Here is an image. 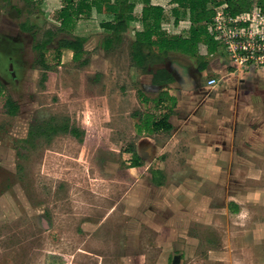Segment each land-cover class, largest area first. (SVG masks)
Segmentation results:
<instances>
[{"label": "rangeland", "instance_id": "obj_1", "mask_svg": "<svg viewBox=\"0 0 264 264\" xmlns=\"http://www.w3.org/2000/svg\"><path fill=\"white\" fill-rule=\"evenodd\" d=\"M32 12L23 0H0V58L13 60V76L0 67V264H264V145H250L253 154L239 148L232 159L206 129H214L219 107H234L233 96L220 95L245 78V68L207 69L200 96L168 87L177 99L173 131L138 132L145 112L155 111L138 96L156 98L161 88L131 64V36L106 49L103 19L79 24L73 35L86 37L88 65L66 50L57 59L55 41L43 79L33 46L56 16ZM26 20L34 33L21 28ZM168 61L191 75L197 69L182 56ZM212 77L215 87L206 84ZM258 79L249 86L264 90ZM7 98L18 104L16 116L5 113ZM66 121L82 140L60 132L26 142L32 128ZM154 170L164 175L162 186L152 183Z\"/></svg>", "mask_w": 264, "mask_h": 264}, {"label": "trees", "instance_id": "obj_2", "mask_svg": "<svg viewBox=\"0 0 264 264\" xmlns=\"http://www.w3.org/2000/svg\"><path fill=\"white\" fill-rule=\"evenodd\" d=\"M11 2V0H4ZM62 8L57 12L54 21L53 29H48L42 40L33 46V51L37 54L38 68H41L45 74L49 71L46 55L49 46L53 42H57V46L53 47L55 57L61 58L62 51L72 52V60L80 66L88 65V60L83 58L85 54L86 37L75 36L73 32L76 29L77 22L83 18H89L92 9L97 13L106 12L112 15L110 22L100 24V27L108 34L104 43L106 49H111L116 38L129 34L130 23L135 20L133 11L135 8L134 2L131 0H60ZM180 8L189 11L191 28L187 37L170 36L162 29L163 10L160 7H154L149 4L144 5L140 16V21L143 24V31L135 32L133 38L129 42V58L131 64L140 69L144 74L152 75V83L154 85L166 88L172 82L168 72L163 68H158L164 64L165 60L170 56L180 54L185 58L195 60L199 64V71L206 70L208 66V56L217 51L218 44L211 37L208 26L213 22L215 16V8L222 4L227 5V12L231 16H236L244 12L255 13L257 9L264 12V0H172ZM23 6L29 15H32V9L40 7V2L36 0H23ZM12 9H16L18 14L22 11L15 5H11ZM26 32H33L34 25L29 26V21L26 20L21 25ZM34 33V32H33ZM60 36V38H59ZM57 38V39H56ZM200 45L207 46V56L200 57L198 49ZM0 67L6 71L9 66L5 59L0 58ZM10 62V61H9ZM7 64V67H6ZM10 64H13L11 62ZM8 73V72H7ZM42 79V81H43ZM0 94L1 88H0ZM140 102L146 106L153 103L155 111H146L141 122L137 125L138 132H147L150 134L169 133L173 126L169 122L170 116L174 113L176 99L170 96L166 91L160 93L157 99L151 100L143 94L139 96ZM167 103L166 107L163 105ZM5 113L9 116H16L19 111L18 104L11 98H7L4 104ZM164 106V107H163ZM162 111L160 118H157L156 111ZM42 129V130H40ZM40 130V131H38ZM67 132L68 134L81 138L82 133H79L75 128L71 127L68 121L63 125L47 124L44 127L36 126L28 133V142L33 139L35 134L45 136L50 139L52 136ZM26 140V139H25ZM32 145V142L29 143ZM132 154L131 166L139 168L142 166L141 157L131 148L128 150ZM164 175L158 170L151 171V181L156 186L164 184ZM234 211H237L235 208Z\"/></svg>", "mask_w": 264, "mask_h": 264}, {"label": "crops", "instance_id": "obj_3", "mask_svg": "<svg viewBox=\"0 0 264 264\" xmlns=\"http://www.w3.org/2000/svg\"><path fill=\"white\" fill-rule=\"evenodd\" d=\"M40 2V7L43 10V13L47 17H52L53 15L56 16L57 12L62 8V3L60 0H36ZM114 2V0H111ZM135 4V8L133 11V16L135 20L130 23L129 34L133 38L135 32L143 31V24L140 21V16L142 13V9L144 5L149 4L154 7H160L163 10V21H162V29L170 36H174L173 33L178 35L175 36H184L190 33L191 22H190V14L188 10L180 8L177 4L173 3L172 0H131ZM112 15L101 12L97 13L95 9L91 10L90 17L81 18L77 22V26L79 24H84L92 20L93 18H101L104 22H110L112 19L109 18ZM109 18V19H108ZM100 23V24H101ZM208 30L209 26L207 27ZM102 29V28H101ZM103 30V29H102ZM104 31V30H103ZM210 33V32H209ZM211 35V34H210ZM85 37L84 35H78ZM212 37V36H211ZM215 42V41H214ZM201 46V45H200ZM199 46L198 54L200 57H206V55H201V47ZM200 50V52H199ZM176 54L172 55L175 56ZM170 56V57H172ZM176 56H182L180 54ZM169 57V58H170ZM184 57V56H182ZM216 57L215 63H211V58ZM169 58H167L162 66L168 74L170 75L172 82L167 85L166 88L162 86L154 85L152 83V75H151V84L153 86L159 87L160 92L156 98H150L151 100L157 99L161 92L166 91L170 96L174 97L172 93L168 90V87H174V85H179L180 89H182V93H187L190 96H200L201 94V79L204 76V73L207 69L212 71H216L220 73L222 70L229 69L230 71L237 72L236 68L231 63L228 56L224 53L222 48L218 46L217 51L209 55L208 59V66L206 70L199 71L197 62V69L194 74H190L192 72V68L182 65L172 66L171 69L168 66ZM195 61V60H194ZM253 69V68H252ZM255 69V68H254ZM259 70V69H256ZM243 71L248 72L245 75L244 79H239L238 83L235 84L231 89L224 92L222 95H231L233 96V100L235 102L234 107H219L216 111V116L219 115V120L214 124V129L212 130L211 127H206L211 130V135L208 136L214 143L225 144L226 150L234 153L232 155V159H238L239 148L244 150V152L251 154L255 153V147L249 148L250 145L261 146L264 145V107H257L260 104H264V90L259 87L258 89H254L249 86L252 85V80L254 79H261V75L264 78V69L263 72L258 71L255 75L250 74L251 70L249 68L243 69ZM260 72V73H259ZM245 73V72H242ZM254 77V78H253ZM215 78V77H212ZM216 79V78H215ZM258 79V80H259ZM209 80V79H208ZM207 80V81H208ZM207 84V82H206ZM252 97L255 99L252 100ZM149 98V97H148ZM176 99V97H174ZM256 100V101H255ZM185 101V102H184ZM261 101V102H260ZM186 100H182L179 104L184 105ZM253 103H256L253 105ZM165 107L167 103L165 102ZM180 106V105H179ZM177 107V99H176V106ZM174 113L170 116L169 122L173 126L174 123L172 121V117ZM172 129V131H173ZM206 132H203L202 135H205ZM202 137V136H201ZM203 138V137H202ZM227 144L230 147H227ZM239 145H243L239 147ZM215 150L218 149L215 148ZM252 159V156H250ZM260 158V157H259ZM249 160L248 158H246Z\"/></svg>", "mask_w": 264, "mask_h": 264}, {"label": "built area", "instance_id": "obj_4", "mask_svg": "<svg viewBox=\"0 0 264 264\" xmlns=\"http://www.w3.org/2000/svg\"><path fill=\"white\" fill-rule=\"evenodd\" d=\"M227 5L215 8L209 26L213 40L222 48L236 68L264 69V12L228 14ZM217 79L210 78L207 86L215 87Z\"/></svg>", "mask_w": 264, "mask_h": 264}, {"label": "flooded vegetation", "instance_id": "obj_5", "mask_svg": "<svg viewBox=\"0 0 264 264\" xmlns=\"http://www.w3.org/2000/svg\"><path fill=\"white\" fill-rule=\"evenodd\" d=\"M2 58V57H1ZM12 58L8 57V60L5 59V62L7 63L8 62V65L13 62V60H11ZM10 61V62H9ZM6 67H7V64H6ZM13 68V67H12ZM6 71L13 76V70L9 68V66L6 68ZM201 82H202V79H201Z\"/></svg>", "mask_w": 264, "mask_h": 264}]
</instances>
